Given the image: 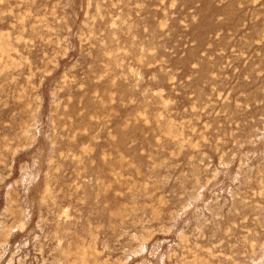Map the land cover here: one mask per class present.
Wrapping results in <instances>:
<instances>
[{"label": "rangeland", "instance_id": "rangeland-1", "mask_svg": "<svg viewBox=\"0 0 264 264\" xmlns=\"http://www.w3.org/2000/svg\"><path fill=\"white\" fill-rule=\"evenodd\" d=\"M0 264H264V0H0Z\"/></svg>", "mask_w": 264, "mask_h": 264}]
</instances>
